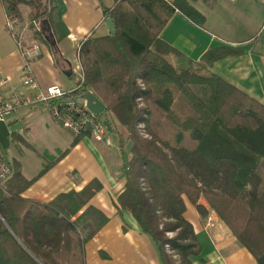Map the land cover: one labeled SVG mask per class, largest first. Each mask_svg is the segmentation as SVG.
Segmentation results:
<instances>
[{
  "label": "trees",
  "instance_id": "obj_1",
  "mask_svg": "<svg viewBox=\"0 0 264 264\" xmlns=\"http://www.w3.org/2000/svg\"><path fill=\"white\" fill-rule=\"evenodd\" d=\"M2 2L7 17L20 21L23 3L31 7L29 19L49 13L40 0ZM175 11L196 23L204 19L190 0H113L103 9L113 33L90 35L78 49L81 90L105 105L109 133L119 126L130 143L118 204L152 240L161 264H175L164 241L178 264H193L200 252L183 215L184 200L201 218L213 211L257 264H264V104L211 71L231 48H211L194 62L161 38ZM178 93L194 115L181 118L174 111ZM185 133L193 146L182 145ZM9 141L26 144L15 133ZM6 162L11 175L0 186V264H85L84 244L106 222L88 203L100 184L92 180L78 192L38 202L22 196L34 178ZM165 232L174 236L166 240Z\"/></svg>",
  "mask_w": 264,
  "mask_h": 264
},
{
  "label": "crops",
  "instance_id": "obj_2",
  "mask_svg": "<svg viewBox=\"0 0 264 264\" xmlns=\"http://www.w3.org/2000/svg\"><path fill=\"white\" fill-rule=\"evenodd\" d=\"M112 1L47 0L51 4L47 21L29 19L31 7L19 5L23 20L30 23L26 40L38 45L28 61L41 89L51 85L70 89L78 83L68 50L74 47L77 53L86 37L100 36L95 35L97 30H105L101 35L107 33L103 9ZM190 2L204 16L202 22L175 11L161 38L194 62L211 48H231L233 52L215 61L211 71L264 104V0ZM6 19L0 0V93L20 85L25 61L5 28ZM5 122L10 135L18 134L26 142L9 141L10 157L3 153L10 164L19 165L26 179L34 178L23 197L47 203L60 193L80 191L92 180L100 184L88 203L106 217V222L84 244L85 264H161L152 240L117 201L125 185L123 168L130 158L125 132L120 131V139L117 133L112 134L117 142L103 147L87 135L76 138L52 120L44 105L21 108ZM49 160L52 163L45 168ZM200 203L208 208L203 199ZM184 204V218L192 225L200 247L193 264H257L213 211L208 209L201 218L192 204L187 200Z\"/></svg>",
  "mask_w": 264,
  "mask_h": 264
},
{
  "label": "built area",
  "instance_id": "obj_3",
  "mask_svg": "<svg viewBox=\"0 0 264 264\" xmlns=\"http://www.w3.org/2000/svg\"><path fill=\"white\" fill-rule=\"evenodd\" d=\"M29 24V22L20 21L17 18L7 17L6 19L5 28L25 57V61L22 66L20 85L10 86L5 92L0 93V120L5 121L10 114L21 108L44 105L48 109L52 120L72 134L87 135L95 143L103 147H110L112 145L110 133L103 123L106 118L91 113L81 97L84 92L81 90L83 72L78 50L74 67L78 72V83L70 89H63L58 85L41 89L28 61L31 55L38 51V45L35 42L26 40ZM2 156L0 147V186L11 175V167Z\"/></svg>",
  "mask_w": 264,
  "mask_h": 264
},
{
  "label": "rangeland",
  "instance_id": "obj_4",
  "mask_svg": "<svg viewBox=\"0 0 264 264\" xmlns=\"http://www.w3.org/2000/svg\"><path fill=\"white\" fill-rule=\"evenodd\" d=\"M46 1L47 0H42L43 4L46 6V8L49 9L51 7V4L48 5V3ZM56 12H58V10H56ZM104 32H105L104 29H100V30H97L95 32V35H101ZM75 50L76 49L74 47L73 48H70L68 50V53L71 54V58L70 59H72L74 62H75L74 59H75V53H76ZM75 77H76V79H78V77H79L78 76V73L75 74ZM172 107H173L174 111L181 118H184V117L189 116V115H194V111H193L190 103L181 94H179V93L176 95V98H175V100H174V102L172 104ZM101 116L102 117H105L103 114H101ZM121 130H122L123 133L125 132V130L123 128H120L118 126L117 134L116 135H117V137L119 139L121 137V133H120ZM124 134H126V133H124ZM110 138H111L112 144L117 142V139L114 138L112 134H110ZM182 145L185 146V147H191V146L194 145L193 141L190 140L188 133H185L184 134V138H183V141H182ZM125 146H127V153H128L129 152V148H130L129 141H125ZM1 151H2V154L5 153V151H6L7 153H5V154H6L7 158H9L10 157V154H11V146H10V148H7L6 150L1 148ZM173 236H174V233L173 232H165V234H164V238L166 240L167 239H171ZM163 249L166 252V254H168L171 257L172 260H175V264H178V256L175 254L174 251H172L170 249V246L167 243V241H164V243H163Z\"/></svg>",
  "mask_w": 264,
  "mask_h": 264
},
{
  "label": "water",
  "instance_id": "obj_5",
  "mask_svg": "<svg viewBox=\"0 0 264 264\" xmlns=\"http://www.w3.org/2000/svg\"><path fill=\"white\" fill-rule=\"evenodd\" d=\"M105 25L109 34L113 33V24L110 19L105 21ZM84 99L86 108L95 115H101L106 111L105 105L102 101L90 90H86L81 94ZM106 129L110 132L111 127L107 120L103 121ZM9 129L4 120H0V147L6 149L9 145Z\"/></svg>",
  "mask_w": 264,
  "mask_h": 264
}]
</instances>
